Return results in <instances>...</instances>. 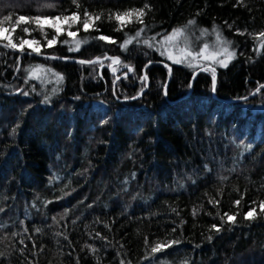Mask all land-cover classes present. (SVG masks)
<instances>
[{
  "label": "trees",
  "instance_id": "16d2710c",
  "mask_svg": "<svg viewBox=\"0 0 264 264\" xmlns=\"http://www.w3.org/2000/svg\"><path fill=\"white\" fill-rule=\"evenodd\" d=\"M10 14L40 49L0 40V264H264V0H0ZM73 14L71 36L34 22ZM189 20L235 52L215 90L155 49Z\"/></svg>",
  "mask_w": 264,
  "mask_h": 264
},
{
  "label": "snow or ice",
  "instance_id": "6c2138e0",
  "mask_svg": "<svg viewBox=\"0 0 264 264\" xmlns=\"http://www.w3.org/2000/svg\"><path fill=\"white\" fill-rule=\"evenodd\" d=\"M238 3H242V0H238ZM49 7H51V5H49ZM144 8H149V5L145 4ZM144 8L133 9V10H131L129 12H125V13H123V16L124 17H131V16L135 15L137 17L139 23L143 24L142 17L145 15ZM87 15L88 14L86 12L85 16L87 17ZM52 19H53V27H55V21L61 20V17L60 16H56V17H54ZM63 19L65 21H70L72 23H75V22H77L79 20V16H77L76 14H73L72 16H64ZM96 19H99V17H96ZM116 19H117V21H120L121 20V15L117 14ZM11 20H12L11 14L7 15V16H4L3 19L0 20V36H2V38L4 40H7V43L4 44L3 47H10V48L15 49V48H17V44L12 41L11 32H9V28L5 27V24L7 22H10ZM47 20H48L47 17L42 19L40 16H37V17L34 18V22L36 24H38V25L42 24V23H45ZM22 22L27 23V22H29V20L25 16L20 15L15 20L14 25L12 27V31H15V26L20 25ZM89 22H90L89 19H85L83 21V26H84L85 30L88 29ZM194 23H195L194 20H189L187 26L182 27V28L173 29V31L171 33L165 34L163 36V38L160 41H158V44L163 49L161 51V55H167V58L169 60H172L174 63H181L182 62L181 59H178V58L174 57L172 52L169 51L168 48L171 47V46L179 47L180 44L184 42V40H182L181 38H185V40H186L187 28L189 26L194 25ZM69 27H71V24H69ZM229 27H231V26H229ZM23 31L25 33H27L29 30H28V28H24ZM143 31H144V29L141 28L139 31H137L135 33V36L139 37ZM5 32H9V35L8 36H3L2 34L5 33ZM56 32L59 33L60 29L56 28ZM203 32H207V30L206 29L202 30V34H203ZM68 34L69 35H73V33H71V32H69ZM240 34H243V33H240ZM157 35H159V34H157ZM260 37H264V31H261L260 33L257 34V38H260ZM54 39H55V37H53V40ZM97 39L115 43L114 40H111V38L106 36V35H100L99 37H97ZM149 39L155 41L156 37L153 36V37H151ZM149 39H145L144 43L147 44L149 47H153L154 45L149 43ZM216 39H217V43L221 45L220 50H216V51H213L211 53L206 54L207 50L209 48V45L205 43L203 45V47L199 50V52H193L191 50H188V51L185 52V55L188 56V57H192V59L203 58L204 60H212V61H217V57L223 55L225 57V59H220L217 62L221 66L227 67L228 62L232 58H234L235 52L229 51V46H230L231 42L225 40L221 36V34L219 32H216ZM53 40H49L48 44L51 45L53 43ZM131 40H132V38H129V39L125 40L123 42V44L120 45L121 48H126L127 45L129 43H131ZM27 43H29V41H26V40H21L20 41L19 47H20L21 51H23V46L25 44H27ZM65 43H67V41H65ZM260 46L262 48H264V43H261ZM79 47H80V41H77L76 42V50H79ZM33 51H36L37 53H39V48H34ZM182 51H183V49H182ZM108 59H111L113 64L119 63V59L118 58H110L109 57ZM79 62L82 63V64L83 63H97V62H99V58H96V60H93V61H83V60H81ZM125 67H128V66L125 65ZM112 70H113V72L116 71L115 68H113ZM204 70L207 71L208 69L205 68ZM38 71H40V67L39 66H37L36 69H33L32 73L35 74ZM128 71H133V69L131 67H128ZM61 79H62V77H61ZM117 79H119V77H117ZM142 79L143 80H147V76L142 77ZM212 80H213V90H215V85H216L215 69L212 70ZM260 88H264V85H260ZM260 88H257L256 92H259ZM26 94L27 93H25V95ZM47 99L48 98L45 97V101H47ZM216 203H219V202L216 201ZM253 203H255V202H253ZM234 205L235 206H239L240 205V200H236L234 202ZM259 207H260V211L262 213H264V201L260 202ZM0 211H2V210H0ZM194 214H195V212H194ZM237 214H239V213H237ZM255 214H256V208L255 207H250L249 211L244 214L243 218L244 219H255ZM225 215L227 216L228 221H235V219H236L235 215H228L227 213H225ZM0 227H2V226H0ZM212 227L216 228V225H213ZM216 230L219 231V228H216ZM25 231H27V229H25ZM36 231H40V229H36ZM97 235H99V234H97ZM208 239H211V237H208ZM145 242L147 243V240ZM21 243H23V241H21ZM176 243H178V241H169L167 243H157L154 247L151 248V252L152 253H158V252L162 251L163 249L171 247L173 244H176ZM2 255H3V253H0V256H2ZM121 264H124V262L121 261Z\"/></svg>",
  "mask_w": 264,
  "mask_h": 264
},
{
  "label": "rangeland",
  "instance_id": "374dc122",
  "mask_svg": "<svg viewBox=\"0 0 264 264\" xmlns=\"http://www.w3.org/2000/svg\"><path fill=\"white\" fill-rule=\"evenodd\" d=\"M68 16H72V15H68ZM63 17L64 16L61 17V20L55 21V27H53V19H52L54 17H47L48 20L45 23L39 24V26L40 27H44V29H45V27L54 28L55 30H56V28H59L60 32H65L67 35H69L68 34L69 32L74 33L72 31V29H73L74 25H76L78 23V21L75 22V23H72L70 21H65L63 19ZM41 18L43 19L45 17H41ZM132 18H134V15L131 16V17L121 16V20L120 21H123V22L127 21L128 22V20H131ZM69 24H71V27H69ZM183 27H185V26H183ZM202 30H205V29H202ZM202 30L200 28L193 27V25L189 26L187 28L186 40H185V38H181L182 40H184V42L181 43L179 47L171 46V47L168 48V50L172 52L174 57H176L178 59H181V61H182L181 63H175V64H182V65L183 64H188V65L192 66V68L193 67H195V68H198V67H203L204 68V67H206V68H213V69L216 66H221L217 61L220 60V59H225V57L223 55L218 56L217 57V61L204 60L203 58L192 59V57H188V56L185 55V52L188 51V50H191L193 52H199V50L203 47V45L205 43L209 45V48H208L206 54L211 53V52L216 51V50H220L221 45L217 43V39H216V32L217 31L214 30V29L213 30L206 29L207 32H203V34H202ZM9 32H10V29H9ZM9 32H5L2 35L3 36H8ZM0 40H3V42L5 41L7 43V40H4L2 38V36H0ZM26 41H29V43L25 44L23 46V49H28V50L36 53V51H33V49L34 48H38L37 47V43L36 42L34 43V41H30V40H26ZM158 41H160V40H158ZM158 41L155 42V49H156V51L158 53L161 54V51L163 49L158 44ZM19 45H20V43L17 45V48H15V50H20L21 51ZM182 49H183V51H182ZM229 51L233 52V50H231V48H229ZM162 56H164L166 59H168L167 55H162ZM103 61H100V62H103ZM168 61L171 62V63H174L172 60L168 59ZM109 66H110L111 69L114 67L112 62L110 63ZM117 72L120 73V71H117Z\"/></svg>",
  "mask_w": 264,
  "mask_h": 264
},
{
  "label": "water",
  "instance_id": "95a60500",
  "mask_svg": "<svg viewBox=\"0 0 264 264\" xmlns=\"http://www.w3.org/2000/svg\"><path fill=\"white\" fill-rule=\"evenodd\" d=\"M21 52H24V51H21ZM24 53H28V54H31V55H35V53H33V52H29V51H25ZM48 58H51V59H55V58H53L52 56H47ZM107 58V57H106ZM106 58H102V59H99V62L100 61H103V60H105ZM67 61L68 60H71V59H69V58H65ZM93 60H96V59H93ZM93 60H90V61H93ZM98 62V63H99ZM88 64H92V63H87V65ZM203 70V68H200V69H197V70H195V74L196 73H198L199 71H202Z\"/></svg>",
  "mask_w": 264,
  "mask_h": 264
},
{
  "label": "bare ground",
  "instance_id": "6f19581e",
  "mask_svg": "<svg viewBox=\"0 0 264 264\" xmlns=\"http://www.w3.org/2000/svg\"><path fill=\"white\" fill-rule=\"evenodd\" d=\"M55 58V60L56 61H67L65 58H56V57H54ZM213 94H214V92H212ZM242 102V101H241Z\"/></svg>",
  "mask_w": 264,
  "mask_h": 264
}]
</instances>
